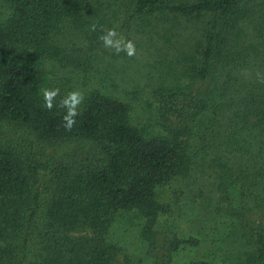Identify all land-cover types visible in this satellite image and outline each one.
I'll return each mask as SVG.
<instances>
[{
	"label": "trees",
	"instance_id": "obj_1",
	"mask_svg": "<svg viewBox=\"0 0 264 264\" xmlns=\"http://www.w3.org/2000/svg\"><path fill=\"white\" fill-rule=\"evenodd\" d=\"M0 264H264V0H0Z\"/></svg>",
	"mask_w": 264,
	"mask_h": 264
},
{
	"label": "clouds",
	"instance_id": "obj_2",
	"mask_svg": "<svg viewBox=\"0 0 264 264\" xmlns=\"http://www.w3.org/2000/svg\"><path fill=\"white\" fill-rule=\"evenodd\" d=\"M95 31V25L92 26ZM101 35L98 39L102 42L105 49L111 50L114 54L119 55L121 52L128 57L136 55L135 43L124 37L116 28H102ZM43 99V107L51 111L54 107L65 109V114L62 117L63 127L71 131L77 124L76 118L80 116L81 105L84 103L86 96L80 89L68 91L63 97H60V88H41L39 92Z\"/></svg>",
	"mask_w": 264,
	"mask_h": 264
},
{
	"label": "rangeland",
	"instance_id": "obj_3",
	"mask_svg": "<svg viewBox=\"0 0 264 264\" xmlns=\"http://www.w3.org/2000/svg\"><path fill=\"white\" fill-rule=\"evenodd\" d=\"M143 54H144V52L142 50L138 51L137 52L138 58L136 57L132 63L129 62L128 63V64H130L129 66H132L133 68H135L138 64L144 65V64H146V62H149V60L146 59L145 55H143ZM123 62H126V61H123ZM147 71H148V68H147ZM128 73H130L129 75L138 76L137 73H135V72L132 73L129 71ZM141 76L142 75L140 74V77L138 76V78L142 80ZM125 236H126V238H124V240H127V242L130 243L131 245L125 247V245L123 244V248L121 249V252L118 253V256H119L118 258H120V259L122 258V251L125 248L126 251L129 252L134 258L140 259L143 251H141V248L138 247L139 243L137 241H134L133 239H131V237H128V235H125ZM122 243H124V242H122ZM126 251H124L123 253H127ZM147 261L149 262V260H147Z\"/></svg>",
	"mask_w": 264,
	"mask_h": 264
}]
</instances>
